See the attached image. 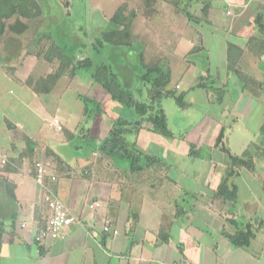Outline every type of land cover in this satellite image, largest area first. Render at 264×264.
Segmentation results:
<instances>
[{
	"label": "crops",
	"instance_id": "crops-1",
	"mask_svg": "<svg viewBox=\"0 0 264 264\" xmlns=\"http://www.w3.org/2000/svg\"><path fill=\"white\" fill-rule=\"evenodd\" d=\"M62 1L53 0V4L57 3L55 7L60 9L66 4ZM36 2L41 12L52 5L47 0ZM212 2L142 0L140 10L125 0L117 6L121 8L119 18L128 23L123 39L130 44L133 24L137 20L146 22L139 17L153 14L166 24V31L193 32L184 13L197 3L202 5V18L198 17V21L210 26ZM231 5L235 8L237 4ZM62 14L69 16V12ZM102 21L95 16L92 23ZM245 21L241 26V19L232 23L231 40L223 45L220 60L224 79L217 69L215 74L209 70L198 76L202 87L198 86L200 80L194 79L184 91L180 81L169 86V77L167 90L183 94L187 104L179 107L173 99L162 97L164 93L154 103L163 111L171 136L158 135L149 123H143L137 133L125 135L127 143L162 161L134 172L127 160L106 156L97 147L116 119L132 123L137 120L136 114L128 119H113L103 137L98 134V110L94 116L91 112L86 117L83 109L73 130L67 129L66 120L58 119L62 130L57 131L52 125L57 118L46 119V97L61 80L77 81L88 88L97 85L90 76L77 75L61 76L49 92L39 87L58 68L52 69L57 60L48 62L44 58L52 41L64 50L67 46L68 31L60 29L55 11L47 15L42 12L28 31L23 30L24 24H12L13 31L0 40V264H264V79L246 73L254 66L264 72V37L259 34L261 39H256L243 31L257 21L264 24V13L251 22ZM259 41L263 48L258 50ZM44 42L47 46L40 54ZM185 44L189 48L187 55L201 49L193 47L190 38ZM228 44L234 47L230 69ZM47 66L49 70L45 69ZM164 70H168L167 66ZM137 80L124 83L138 86ZM251 85L256 87L249 93L247 87ZM149 86L145 83L147 89ZM140 88H134V97L149 102ZM105 94L107 97L102 95L103 98L109 100ZM91 97L89 100L98 105ZM56 111H60L58 105ZM89 129L95 132L89 133ZM78 133L85 137L77 136ZM76 137L92 145L88 157L74 159L73 155L64 156L52 149L51 145L62 143V138L65 141L61 145L67 147ZM191 146L197 151L196 156L190 155ZM72 149L79 151L81 147L75 145ZM232 158L240 162L233 164ZM37 160L49 163L56 182L48 184V188L80 221L46 246L34 242V235L48 215L44 192L33 180L32 164ZM94 202L98 207L87 208ZM105 221L117 230L115 236L102 232ZM237 238L244 246L232 244Z\"/></svg>",
	"mask_w": 264,
	"mask_h": 264
},
{
	"label": "rangeland",
	"instance_id": "rangeland-1",
	"mask_svg": "<svg viewBox=\"0 0 264 264\" xmlns=\"http://www.w3.org/2000/svg\"><path fill=\"white\" fill-rule=\"evenodd\" d=\"M50 1L52 5L49 4ZM64 1L66 4H63L64 7L62 6L59 9L58 6L55 7L57 3L53 4V0H47L49 4L47 6L48 8L47 10L43 8L42 12L44 15H47L49 12L55 11V16L58 21L57 24L60 25V29L63 32L68 31V41H65L67 43L66 50L71 55L75 56V58L81 59L91 57L95 64H100L102 62L109 64L114 73L119 76L120 83L123 86L130 88L132 91H134V88H140L141 86L140 93H144V95L147 94L148 97L149 89L145 87V83L140 81L139 77H143L146 71L145 68L150 66H156L158 69H164L167 66L170 72L169 86L173 87L176 82L180 81L184 91L188 90L191 81L195 79L199 82L200 78L198 76L202 74L205 75L206 71L209 70L215 74L217 69L224 79V66L223 62H221L223 56L222 51L223 45L231 40L230 35L233 33L230 32V27L232 23L237 21V19H241V26L246 23V21L243 22L245 19L251 22L256 15L261 14L262 16V13H264V0H223V2L222 0H213L211 3L212 11L210 13L212 25L209 26V24L206 25L207 23L203 21H198V17L202 18L200 13L202 12V5L198 6L197 3L195 7L191 6L188 11H185L187 13L189 12L191 15L193 14L194 16L192 15V17L197 19V22H191L192 29H195L193 32L192 30H190V32H185V30L182 31L177 29L166 31V24L160 20L158 14L146 17L140 16L139 18L143 17L147 21L141 22L137 20L136 23L133 24L134 28L131 34L130 49L125 47L111 49L109 46H105L103 49L100 48L102 51L101 54L98 55L94 53L91 55L94 45L95 47L98 46L96 42L102 39V35L110 30L112 26L108 18L120 9L117 6L125 0H70V2L68 0H63L62 3ZM129 1L130 5L135 9H143L142 0ZM231 4L237 5L234 8ZM65 12H69L67 18L62 14ZM102 14L105 18H103ZM95 16H100L103 20L102 23L94 25L92 21H94ZM175 25L178 26V22H175ZM248 26L245 27L243 31L249 36L252 35L255 36L256 39H261L259 35L261 34V36L264 37V24L257 21V23L254 22ZM135 27H139V29H135ZM196 28L198 30H196ZM187 38H190L193 47L196 46L197 48H201L196 51L197 53L188 55L185 53L189 49L185 44ZM262 43V41H259L258 50L263 48ZM46 46V42L40 45V54H43ZM191 47L190 45V48ZM130 50H133V53H130ZM259 54H261V52ZM255 61L258 63L261 60L259 58ZM58 65V61L53 63V71ZM47 68L49 70V66L45 67V69ZM246 73L256 76L260 80L264 79V72H262L261 67L259 70L254 66V69L250 71L247 70ZM137 78H139V80H137L138 86L132 87L133 83L130 85L124 83L127 82L128 79L135 80ZM70 81L71 80L67 79L61 80L57 83L55 90L46 97L47 110L45 114H47V120L53 118H57V120H66L67 129L73 130L74 126L79 123L82 117L81 113L84 109L82 98L92 99L91 96L95 97L99 102L96 106L98 107L96 109L98 112L96 113L93 111L96 105L95 103H93L94 105L92 103L89 104L88 107L92 112L91 114L95 113L101 119V128L98 133L100 137L106 134L113 119L117 117L128 119L135 116L132 109L122 106L123 108L120 110L121 106L118 103L110 99H104L102 95H104V97H107V95L101 90L99 85L88 88L83 84H78L77 81ZM231 86L232 84H229V88H231ZM252 87V85L247 87L249 93L252 92L256 86ZM177 88L178 87H176L175 90H177ZM57 105L60 110L59 112L56 111ZM80 123L82 124L83 121H80ZM92 132H95L94 129H89V133ZM61 135L54 134V137H61ZM79 135L82 134L78 133L77 136ZM91 136L95 138L94 135ZM84 137L85 135L81 136V138ZM62 140V143H64L65 139L62 138ZM55 142H57V140H55ZM62 143L57 142V146L54 143L51 145L52 149L57 150L58 153L64 156L71 157L73 155L74 159H84L88 157L92 148V145L89 144L88 146V144H84L85 142L83 143L79 137H76L70 144H66L67 147H63L61 145ZM75 145L80 146L81 150L73 151L72 148Z\"/></svg>",
	"mask_w": 264,
	"mask_h": 264
},
{
	"label": "trees",
	"instance_id": "trees-1",
	"mask_svg": "<svg viewBox=\"0 0 264 264\" xmlns=\"http://www.w3.org/2000/svg\"><path fill=\"white\" fill-rule=\"evenodd\" d=\"M149 2L150 0H144ZM42 15L41 9L38 6L36 0H0V40L5 36L8 31H13L11 25H22L24 24L23 30H30L33 28L32 23H37ZM185 17L191 22H197L195 17L185 12ZM121 16V8L114 13L110 19L112 25L111 30H108L102 35L97 43V47H93V54H101L100 48L109 46L113 48H121L129 46V42H125L123 39L124 31L128 27V23H125L119 18ZM122 26V30H118V27ZM21 30V27L20 29ZM78 48V47H76ZM234 47L231 44L227 45V66L230 69V65L234 63L231 58L232 49ZM45 60L51 62L52 60L58 61V68L53 74L48 75L39 84L44 92H49L52 88L53 83L56 82L61 76H67L73 78L79 76H90L94 84L99 85L104 92H106L110 100L118 103L120 106L132 109L137 115V120L132 123H126L120 119H116L113 122L110 130L106 137L100 141L97 150L109 157L116 159L127 160L130 164V171H139L145 169V167L152 166L156 163L161 164V159L145 155L141 150L135 147L134 144L127 143L125 135L130 133H137L143 123H149L153 131L160 136L169 137L171 132L167 128L166 117L157 105L154 107V103L159 101L162 97L171 98L175 104L179 107L187 106L183 98V94L176 95L174 91L167 90L169 81V71L164 69L147 68L143 77H139L143 83H149V102H142L134 97V92L123 86L120 82L119 76L114 73L112 67L107 63L95 64L91 57L87 58H75L64 47H58L53 41L46 51L44 56ZM153 78H151V75ZM201 81L198 83L199 87L203 86ZM84 104V115L89 116L91 111L89 110V104H93L92 101L86 98H82ZM95 103V102H94ZM94 105V104H93ZM95 105L93 111L97 109ZM126 126L132 127L128 130ZM190 155L196 156L197 151L190 147ZM239 160V159H238ZM236 158H232V163H239ZM222 191V190H220ZM245 238H243L244 240ZM241 239L232 240L234 246H244Z\"/></svg>",
	"mask_w": 264,
	"mask_h": 264
},
{
	"label": "built area",
	"instance_id": "built-area-1",
	"mask_svg": "<svg viewBox=\"0 0 264 264\" xmlns=\"http://www.w3.org/2000/svg\"><path fill=\"white\" fill-rule=\"evenodd\" d=\"M52 125L55 130L61 131L62 126L57 119H54ZM6 163V156L1 158V164ZM33 180L36 186L44 192V201L48 212L47 220L44 226L34 235V242L38 246H46L60 238L64 229L73 225L80 224V221L74 217L71 212L63 205L61 200L49 188L48 184L56 182L55 175L50 173L49 163L43 160H37L32 164ZM99 204L94 202L87 208L94 210ZM102 232L107 235L115 236L117 230L111 229L110 224L105 221L102 226Z\"/></svg>",
	"mask_w": 264,
	"mask_h": 264
}]
</instances>
